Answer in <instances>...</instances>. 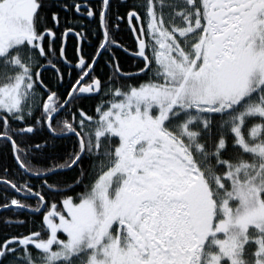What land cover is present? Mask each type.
I'll use <instances>...</instances> for the list:
<instances>
[{
	"label": "snow or ice",
	"instance_id": "snow-or-ice-1",
	"mask_svg": "<svg viewBox=\"0 0 264 264\" xmlns=\"http://www.w3.org/2000/svg\"><path fill=\"white\" fill-rule=\"evenodd\" d=\"M0 161V264H264V0H0Z\"/></svg>",
	"mask_w": 264,
	"mask_h": 264
},
{
	"label": "trees",
	"instance_id": "trees-1",
	"mask_svg": "<svg viewBox=\"0 0 264 264\" xmlns=\"http://www.w3.org/2000/svg\"><path fill=\"white\" fill-rule=\"evenodd\" d=\"M125 43H126V46H128L129 48L132 47V40H131L130 37L127 36V33H125ZM68 45H69V52H71L72 39H70V38L68 40ZM121 56L124 58V61H125L126 64L127 63H130V61H128L127 56H125L123 53H121ZM63 143H65L67 146L70 147V144L68 142H63ZM5 162L10 163V161H0V163H5ZM0 195H2V193H0ZM8 216H9V214L7 212H0V218H2V219H8ZM29 219H31V217H29ZM3 230H5L4 229V226L3 225H0V231H3ZM7 230H9V231H16L15 228L7 229Z\"/></svg>",
	"mask_w": 264,
	"mask_h": 264
},
{
	"label": "flooded vegetation",
	"instance_id": "flooded-vegetation-1",
	"mask_svg": "<svg viewBox=\"0 0 264 264\" xmlns=\"http://www.w3.org/2000/svg\"><path fill=\"white\" fill-rule=\"evenodd\" d=\"M71 39V38H70Z\"/></svg>",
	"mask_w": 264,
	"mask_h": 264
}]
</instances>
